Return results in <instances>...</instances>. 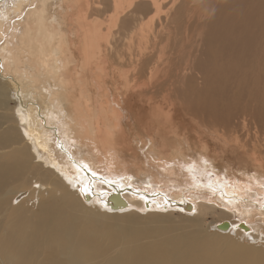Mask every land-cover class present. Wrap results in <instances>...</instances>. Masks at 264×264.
<instances>
[{
  "label": "bare ground",
  "instance_id": "6f19581e",
  "mask_svg": "<svg viewBox=\"0 0 264 264\" xmlns=\"http://www.w3.org/2000/svg\"><path fill=\"white\" fill-rule=\"evenodd\" d=\"M138 1L0 0V264H264L229 240L264 241V173L253 159L264 130V0ZM161 5V22L140 25L141 11ZM167 27V55L188 62L170 91L150 89L141 80L159 66L154 42ZM114 77L125 91L149 89L153 104L161 96L158 124L173 100L210 134L242 141L240 169L217 173L164 139L137 157ZM173 212L190 226L151 225Z\"/></svg>",
  "mask_w": 264,
  "mask_h": 264
},
{
  "label": "rangeland",
  "instance_id": "374dc122",
  "mask_svg": "<svg viewBox=\"0 0 264 264\" xmlns=\"http://www.w3.org/2000/svg\"><path fill=\"white\" fill-rule=\"evenodd\" d=\"M138 2H144V0H140ZM166 7L167 6L161 5L160 8H162V9H160V8L154 9V10L144 9L143 12L141 11V13H139V15H141V17L143 18V21L140 23V25H143V23H147L150 21L153 22V24H157V23L161 22L160 20L164 19L166 17V13H167ZM157 13H159V15ZM202 20L203 21H201V24L204 25L206 18L203 17ZM203 22H204V24H203ZM201 24H200V26H201ZM168 28L169 27H167V29H163L162 32L160 33L161 34L160 37L156 38V40L154 42V43H156L155 48H154V52H155V58L154 59H156L157 61L160 60V61H158L159 66H157L156 69H153L150 75L149 74L146 75L141 80L144 83H148L147 87L150 89L153 86L157 85L158 83H161V87L165 88L166 90H169L168 86L171 83L175 82V77H178L177 80L179 79V81H181L180 79H181L182 74H183L182 68L186 64L184 62L187 61V59H186V61H185V59H183V55H181V56L179 55L182 53L180 51H176L175 55L172 52H170L171 54L167 55V52L169 51L168 50L169 46L171 44V40L174 37L172 34H169ZM165 42H167L168 45ZM156 47H157V49H156ZM187 47L189 48V46H187ZM187 47L185 45L186 49H188ZM162 49H163V51H162ZM175 57H178V58H175ZM180 57H182V59ZM179 59H181L182 61L181 60L179 61ZM125 69L126 68H124L123 71L120 70V72H123V73L126 72L127 69L126 70ZM168 76L170 77V79ZM121 81L117 77H114V82L109 83V87H110V91H111V96L113 98H114V96H116L119 99V102L121 105L118 107L123 114L122 123L124 125V130L126 129L125 133L128 136V139L132 145V148L135 149V153L137 152L136 153L137 157L140 158L141 154H143V152L141 153V151L138 150L139 147H145L146 149H149V147H152L153 144H155L156 146H159V145H161V143H156V142H159L160 139H164V140H166V143H168L169 147L173 148L174 151L176 149H178V147H181L183 154L185 153L186 155H192V156L200 155L202 157L205 156V158H207V160L209 159L208 161L212 165H214L213 170L217 173L218 172L220 173L222 170L221 173H225L229 177H231L230 173H229L230 170L236 171L237 169H240L241 166H239L238 164H239V162H241V158L239 155L241 152H239V151L242 150V145H243L242 141L236 139L237 141H234L231 143L229 140L230 136H228L229 134L228 133L223 134L222 132H220V130L218 132H216V134H210V132H212V131H206L203 128H201V126L198 125V123H196L197 120H195L194 118H190V116H184L183 113L181 112V109H180L181 107H179V106L177 107V104L179 102L175 103V101H174V104H173V100L170 102H166V103H168L167 105H169V106L167 107V110L163 111L164 112L163 114H165L167 112V115L166 114L165 115L167 116L168 120H165L164 122H161L158 124L156 122V116H155L156 113L154 110L155 109L158 110L160 108V104L164 107L163 102L160 101L161 96L160 97L156 96L157 97V103L153 104L151 102L150 97H152V98H154V97H153L152 93H150L151 95L148 93L150 91L149 89L144 90V93H141V92L132 91V90H134V88H132V87H131L132 90L131 89L129 90L130 87H128V91H125V88L122 85L123 82H121ZM116 82H117V84H114ZM115 87L117 89H119V91L118 90L116 91ZM122 88H123V90H121ZM10 89L12 90V92L9 95V98H8L9 101L7 100V107L10 110H12L13 112H15V109L18 108V105L20 104L21 100H19L20 97L13 92V88H10ZM158 118L159 117H157V119ZM154 123H155V125H154ZM184 127H185V131L183 129ZM200 128L203 129V132H205V133L201 132L202 130ZM255 134L257 137V145L258 146L255 148V151H254L255 155L253 156V159H256L257 162L259 163V165H261V167H262L261 172L264 173V130L261 133L255 132ZM224 135H226V136H224ZM226 137H228L229 139ZM151 140H152V142H151ZM220 141L223 143L220 144ZM222 144L228 145V146L232 145L230 147H233L234 151H231L232 148H230V147H226V148L222 147L223 148L222 149L221 148ZM235 150L236 151L238 150L239 154H235L236 153ZM229 151H231V153ZM131 154H132V152H131ZM217 155L218 156L220 155L219 158ZM258 157H260L259 158L260 160L258 159ZM220 158L223 159L222 162H219ZM216 160H218L219 163H217ZM194 161H195V163L198 161L203 162L202 160L197 159V157H196V159H194ZM217 164L219 166H217ZM251 166L252 165H248L246 167L244 166L246 168V171H248V174H245V171H243L244 175H248L249 177H251L253 175L254 170L252 169ZM227 168L230 169L228 173H227ZM129 176L132 177L131 175H129ZM240 180L243 181L242 179H240ZM262 188H264V186ZM44 195H46V194H44ZM261 198L264 199V196H262ZM173 213H175V212H173ZM154 223H151V225L156 226L160 229L161 228L166 229L168 232H171L170 234L178 233V232L182 231L184 228L186 229L190 226V224L186 220L179 217L178 212L175 213L173 216L167 217L166 220H164V221L161 220V221H156ZM213 223H214V220L212 218H210V219H207L205 224H204L205 230L210 234L215 233V230H214L215 223L214 224ZM140 224L138 223V225H140ZM153 235H154V233H153ZM229 240L232 242L234 241L235 244L239 243L240 247L245 248L246 251L253 252V250H254L255 252H253V253H256L258 256L260 255L258 258L264 257V241H261L260 243L259 242L247 243L244 239H240V238L233 236L231 234L229 236ZM234 247H237V245ZM257 249H258V251H257ZM246 255H247V253H246ZM246 257L250 258L249 256H246ZM251 257H253V256H251ZM255 257H257V256H255Z\"/></svg>",
  "mask_w": 264,
  "mask_h": 264
},
{
  "label": "water",
  "instance_id": "95a60500",
  "mask_svg": "<svg viewBox=\"0 0 264 264\" xmlns=\"http://www.w3.org/2000/svg\"><path fill=\"white\" fill-rule=\"evenodd\" d=\"M217 228L219 230H223L224 231V230H228L229 226H228V223H223V224L217 226Z\"/></svg>",
  "mask_w": 264,
  "mask_h": 264
}]
</instances>
